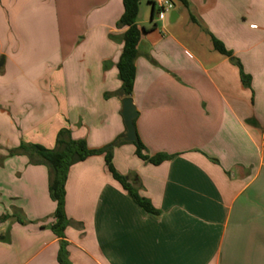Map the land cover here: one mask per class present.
Wrapping results in <instances>:
<instances>
[{
	"label": "crops",
	"instance_id": "crops-1",
	"mask_svg": "<svg viewBox=\"0 0 264 264\" xmlns=\"http://www.w3.org/2000/svg\"><path fill=\"white\" fill-rule=\"evenodd\" d=\"M170 1L174 22L140 5L130 97L142 153L169 158L144 163L132 143L112 154L159 214L140 209L92 156L68 172L59 238L48 168L8 152L51 150L62 129L91 150L125 135L123 4L0 0V217L28 222L0 224V264H59L61 241L69 264H264V0Z\"/></svg>",
	"mask_w": 264,
	"mask_h": 264
},
{
	"label": "trees",
	"instance_id": "trees-1",
	"mask_svg": "<svg viewBox=\"0 0 264 264\" xmlns=\"http://www.w3.org/2000/svg\"><path fill=\"white\" fill-rule=\"evenodd\" d=\"M178 1H180L184 7H187L186 0ZM142 2H146L151 6H154V2L152 0H122L123 14L117 23L118 28H126L125 33L122 35V52L116 64L118 79L121 82V88L117 95L123 99L130 98L133 91L135 78L134 62L138 56V44L140 42L142 32L144 31L137 25L139 8ZM191 20L194 21L192 17ZM211 41L214 50L222 55L231 57V53L224 48L220 41L214 37H211ZM237 64L240 68L242 82L245 86H248L249 77L244 75L240 64ZM123 144H125V142L122 137L116 139L113 143L106 147L91 150L88 149L84 140H72L69 131L62 129L57 134L55 147L53 149L48 150L40 145L21 143L18 148L9 151L8 156H26L31 165H44L48 168V193L50 199L56 204V209L53 214V218L56 222L51 226V231L57 237L63 238V232L69 225V221L67 220L63 210L65 183L68 172L72 166L81 163L92 156H103L105 166L112 178L122 186L129 197L140 209L148 214H159V212L152 207L149 200L139 196L138 189L136 188L137 183H130L129 177L121 176L115 170L112 163L113 149ZM132 144L136 148V156L144 163L156 166L169 158L168 156L162 154L151 157L144 155L142 153L144 151V147L138 138L136 143ZM9 219H15L21 225L28 223L23 219L19 212L14 211L12 215L1 216L0 224L8 221ZM64 245V242L61 241L58 255L59 264H69L66 260L67 254L64 250Z\"/></svg>",
	"mask_w": 264,
	"mask_h": 264
},
{
	"label": "water",
	"instance_id": "water-1",
	"mask_svg": "<svg viewBox=\"0 0 264 264\" xmlns=\"http://www.w3.org/2000/svg\"><path fill=\"white\" fill-rule=\"evenodd\" d=\"M151 20H152V14H153V6H151ZM170 21L174 22V20L177 18L176 11H172L169 15ZM121 116L123 119L124 127L126 130L125 135L123 136V141L125 143H136L137 141V135L134 127V120L137 117L136 109L133 105L131 98H124L121 100Z\"/></svg>",
	"mask_w": 264,
	"mask_h": 264
},
{
	"label": "built area",
	"instance_id": "built-area-1",
	"mask_svg": "<svg viewBox=\"0 0 264 264\" xmlns=\"http://www.w3.org/2000/svg\"><path fill=\"white\" fill-rule=\"evenodd\" d=\"M153 12L157 15V20L162 21L172 11H174V4L170 0H153Z\"/></svg>",
	"mask_w": 264,
	"mask_h": 264
},
{
	"label": "rangeland",
	"instance_id": "rangeland-1",
	"mask_svg": "<svg viewBox=\"0 0 264 264\" xmlns=\"http://www.w3.org/2000/svg\"><path fill=\"white\" fill-rule=\"evenodd\" d=\"M141 5L144 8L146 6V3L145 2H142ZM153 20L158 21L157 20V15L155 14V11L153 12ZM60 31H61L62 35L65 32L64 28L62 27V25H60ZM0 111H2L1 106H0ZM2 134L3 133L0 134V148H2L3 145L5 144V139L3 138V135Z\"/></svg>",
	"mask_w": 264,
	"mask_h": 264
}]
</instances>
